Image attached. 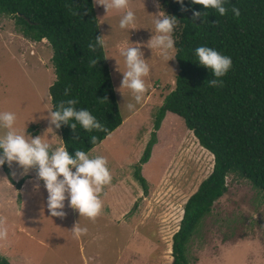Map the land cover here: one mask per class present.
<instances>
[{"label":"rangeland","instance_id":"rangeland-1","mask_svg":"<svg viewBox=\"0 0 264 264\" xmlns=\"http://www.w3.org/2000/svg\"><path fill=\"white\" fill-rule=\"evenodd\" d=\"M94 8L120 113L123 118L135 113L87 152L90 157H106L112 176L100 194L103 209L94 222L80 217L67 200L66 216L52 217L43 180L34 178L20 190L0 167V218L9 228L8 239L0 242V256L10 264H171L172 234L184 203L212 170L213 155L189 134L182 117L168 113L159 147L141 166L147 190L134 179L164 96L175 87V47L170 53L174 59L168 62L158 49L147 47L156 34L158 14H171L160 0H129L127 9L108 14L102 6ZM129 10L135 13V24L121 29L120 19ZM172 36L175 41L174 32ZM43 40L24 37L13 17L0 13V112L15 113V128L29 138L42 136L54 147L64 146L59 129H49L48 89L55 71L52 48ZM127 47H140L150 67L144 77L148 90L132 111L126 107L128 102L135 104L130 90L124 89V96L116 90L123 78L117 61L126 70L120 53ZM4 132L0 128V135ZM9 168L17 181L28 177L16 162ZM226 185L227 191L202 218L188 244L190 264H264V191L236 173L226 177ZM78 222L88 231L76 238L71 230Z\"/></svg>","mask_w":264,"mask_h":264},{"label":"trees","instance_id":"trees-1","mask_svg":"<svg viewBox=\"0 0 264 264\" xmlns=\"http://www.w3.org/2000/svg\"><path fill=\"white\" fill-rule=\"evenodd\" d=\"M160 4L177 20L174 57L178 72L174 89L164 96L133 177L146 191L141 166L152 155L166 111L181 116L198 143L213 155L211 172L184 203L178 229L172 234L171 264H190L188 244L202 218L227 191L229 174L236 173L264 191V0H227L225 16L191 0H184L183 6L177 0H160ZM232 6L240 9L238 18ZM194 11H207L208 15L193 20ZM0 13L11 15L24 37L49 42L55 71L48 89L51 111L57 110L61 101L77 99V110L87 109L108 130L89 133L77 125L74 133L70 125H62L60 136L70 155L74 157L77 149L87 153L121 125L123 117L105 50L97 46L93 52L88 48L95 44L96 36H101L93 0H0ZM201 46L232 59L231 69L220 78V87L207 84L215 77L198 62L195 49ZM90 59L99 62L91 67ZM66 89H70L67 96ZM92 135L98 137L95 145L90 142ZM2 169L16 187H21L24 177L15 182L7 163ZM0 264L10 262L0 256Z\"/></svg>","mask_w":264,"mask_h":264},{"label":"clouds","instance_id":"clouds-1","mask_svg":"<svg viewBox=\"0 0 264 264\" xmlns=\"http://www.w3.org/2000/svg\"><path fill=\"white\" fill-rule=\"evenodd\" d=\"M183 6L184 0H177ZM227 0H191V3L202 5L205 9H214L220 16L227 15L228 9L225 7ZM129 0H94V6L104 7L108 14L112 10L122 11L127 9ZM187 11V8H183ZM232 13L235 17L240 16V9L232 6ZM208 15V12H193V20L200 19ZM136 21L135 13L131 10L127 11L120 19L119 27L127 29L134 26ZM155 35L148 41L147 47L152 50H159L163 60L170 61L173 56L170 54L174 49L175 41L172 33L176 27L177 20L174 16H169L161 11L157 19L154 21ZM105 36H96L95 44L90 43L88 48L90 51H96L97 46L105 49L104 59L107 56V44ZM45 39V38H44ZM125 58L126 70H121L117 61V70L122 72L123 78L121 85L116 90L124 96V89H128L135 101L134 103H126L129 111L135 109L136 104L143 101L147 92V86L144 77L149 75L150 67L144 59V54L140 47H127L121 49L120 53ZM195 55L198 57L200 65L209 68L214 79L207 81L211 87H220L224 77L232 67V59L229 56L222 55L218 51L210 47H197ZM99 60L90 59L91 67H95ZM70 89L65 90V95H69ZM107 99V98H105ZM79 101L77 99H68L61 101L58 109L49 111V124L59 129L62 125H70L75 133L77 125L85 132L102 131L107 132L105 128L95 116L87 109L77 110L75 107ZM17 117L15 113L10 111L0 112V128L4 129L3 135H0V167L5 163L12 166L16 162L23 170V174H27L32 168L38 169V179L43 180L44 186L48 192L47 208L52 217L64 218L66 212L65 201L68 206L78 211L80 217H85L91 221H95L101 214L103 202L100 194L106 185L112 181V176L107 167L108 161L104 156L90 157L85 151L77 149L74 157L69 154L66 146H53L47 142L42 136L29 138L23 132L15 128ZM75 121V122H72ZM78 139V137H77ZM98 137L92 135L90 142L95 145ZM75 169V171H73ZM15 175V173H13ZM76 238L87 234V228L80 227L79 222L71 230ZM9 228L7 221L0 218V242L8 239Z\"/></svg>","mask_w":264,"mask_h":264},{"label":"crops","instance_id":"crops-1","mask_svg":"<svg viewBox=\"0 0 264 264\" xmlns=\"http://www.w3.org/2000/svg\"><path fill=\"white\" fill-rule=\"evenodd\" d=\"M44 39V38H43ZM42 39V40H43ZM42 40H40V41H42ZM43 42L45 43L46 42V39H44L43 40ZM42 42V43H43ZM51 84V83H50ZM49 84V85H50ZM135 113V110L133 111V112H131V114H129L128 116H126V117H124L123 118V121H122V123H121V125L126 121V119H130L131 117H132V115ZM168 113H173V112H171V111H166V113H165V115H164V118L166 117V115L168 114ZM175 114V113H174ZM131 115V116H130ZM177 115V114H176ZM179 116V115H178ZM181 117V116H180ZM164 118L162 119V121H161V124H160V127L158 128V130H157V132H156V136H157V138H156V143L154 144V146H153V148H152V150H154L156 147H159V133H160V128H161V126L163 125V121H164ZM120 125V126H121ZM120 126H118V127H120ZM188 129V128H187ZM188 132H190L189 134H191L194 138H196L195 136H194V134H193V132H192V130H190V129H188L187 130ZM108 136V135H107ZM106 136V137H107ZM196 140H197V138H196ZM103 142L105 141V139H103L102 140ZM101 141V142H102ZM198 141V140H197ZM199 144V143H198ZM98 145H100V143L98 144ZM199 146L202 148V149H204V150H206L204 147H202L200 144H199ZM141 149H142V145H141ZM32 171H28V173L26 174V175H28V177L27 178H25V180L23 181V184H22V186L20 187V190L22 189V188H24L23 186H25L29 181H31V180H34V178L36 179V180H38V178H37V176L35 175V171L33 170V169H31ZM38 172V171H37ZM11 177H12V179L14 180V181H17V179H18V177H15L14 175H13V173H11Z\"/></svg>","mask_w":264,"mask_h":264}]
</instances>
